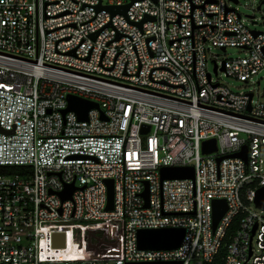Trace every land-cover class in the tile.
<instances>
[{"label":"built area","instance_id":"obj_1","mask_svg":"<svg viewBox=\"0 0 264 264\" xmlns=\"http://www.w3.org/2000/svg\"><path fill=\"white\" fill-rule=\"evenodd\" d=\"M231 1L0 0V166L22 167L0 172V264H209L222 247V264H264V91L207 69L212 46L244 53L214 59L228 76L264 69V30ZM69 94L100 108L64 113ZM173 166L194 178H162ZM102 224L119 255L89 246ZM176 227L177 248H139V229Z\"/></svg>","mask_w":264,"mask_h":264},{"label":"water","instance_id":"obj_2","mask_svg":"<svg viewBox=\"0 0 264 264\" xmlns=\"http://www.w3.org/2000/svg\"><path fill=\"white\" fill-rule=\"evenodd\" d=\"M133 2V1H132ZM132 2H129L122 6H113V5H107V6H101L99 5V8H106L108 9L111 14L115 13H122L125 14L128 7L131 5ZM151 19L153 17L147 16L145 20ZM143 22V21H142ZM142 22L139 23V25L142 24ZM224 50V48H223ZM215 72L218 71L217 65H214ZM252 97V94H250ZM68 100V106L63 110L64 113H66L69 110L75 111L79 118L84 120L88 118V112L92 108H100V105L96 101H92L89 99H85L76 95L69 94L67 96ZM250 108V106H249ZM150 127L148 125H144L142 127V132H148ZM6 132L1 126H0V132ZM203 150L204 152H212L217 150V144L216 139L211 138L203 142ZM240 155L244 158H246V149H244L242 152L233 154L232 156ZM162 178H194V167L192 166H173V167H163L161 169ZM108 187H109V202H108V208H113V181L109 179L107 181ZM75 187L73 184L67 186L65 190H63L61 193V196L63 198H70L73 194ZM143 196L147 199L148 198V190L146 189L143 193ZM258 205H264V187H262L258 191V197L256 200ZM227 209L226 201L224 199L215 200L214 202V228L216 227L219 219L224 214V212ZM185 234V229L182 227H176V228H141L138 230L137 233V243L139 248L141 249H171V248H177L183 239V236Z\"/></svg>","mask_w":264,"mask_h":264},{"label":"rangeland","instance_id":"obj_3","mask_svg":"<svg viewBox=\"0 0 264 264\" xmlns=\"http://www.w3.org/2000/svg\"><path fill=\"white\" fill-rule=\"evenodd\" d=\"M262 0H239L238 3L231 1L233 6L237 8L244 16L250 15L254 16L250 18L248 16L247 24L251 29L257 30H264V13L258 10V5ZM244 55L238 48L230 47L228 48L227 52L219 47L212 46L211 49L207 52V69L208 71L212 72L214 80H220L221 82L229 85L235 91H250L254 90L256 94V99L262 97L264 91V69H262L258 74L254 76L253 79L249 80V83H245L240 81L237 78L232 76H228L224 71L221 69L218 72L214 70V59L217 62H220L226 57H235ZM260 81V84L258 83ZM120 251H118L115 255H119Z\"/></svg>","mask_w":264,"mask_h":264},{"label":"trees","instance_id":"obj_4","mask_svg":"<svg viewBox=\"0 0 264 264\" xmlns=\"http://www.w3.org/2000/svg\"><path fill=\"white\" fill-rule=\"evenodd\" d=\"M22 167L18 166H0V172L12 173L21 171ZM89 246L96 248L101 254L109 255L117 253L119 248V241L114 238L112 233L109 231L108 226L102 224L99 226H93L89 229L88 233ZM228 237L225 239L227 242ZM226 255V247H222L215 260L209 264H222Z\"/></svg>","mask_w":264,"mask_h":264}]
</instances>
